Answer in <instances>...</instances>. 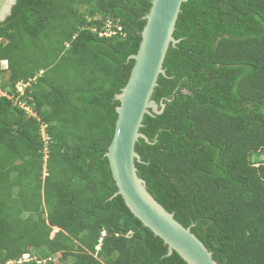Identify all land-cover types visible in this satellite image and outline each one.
I'll use <instances>...</instances> for the list:
<instances>
[{
  "label": "trees",
  "instance_id": "trees-1",
  "mask_svg": "<svg viewBox=\"0 0 264 264\" xmlns=\"http://www.w3.org/2000/svg\"><path fill=\"white\" fill-rule=\"evenodd\" d=\"M151 6L17 0L0 23V264H187L114 195L105 156ZM173 35L138 175L217 264H264V0H187Z\"/></svg>",
  "mask_w": 264,
  "mask_h": 264
},
{
  "label": "water",
  "instance_id": "water-1",
  "mask_svg": "<svg viewBox=\"0 0 264 264\" xmlns=\"http://www.w3.org/2000/svg\"><path fill=\"white\" fill-rule=\"evenodd\" d=\"M185 1L152 0L150 11L144 15L146 24L139 49L128 57L135 60L130 76L121 92L114 96L119 100L117 119L105 156L117 186L114 195H122L130 211L167 245L168 254L176 251L187 264H217L212 252L191 231L192 225L181 224L148 191L135 164L141 161L135 143L139 138L150 142L140 131L144 114H159L165 106L163 101L152 99V93L158 76L166 75L163 62L170 45L175 46L180 40L173 33ZM16 3L17 0H0V23L11 15Z\"/></svg>",
  "mask_w": 264,
  "mask_h": 264
},
{
  "label": "clouds",
  "instance_id": "clouds-1",
  "mask_svg": "<svg viewBox=\"0 0 264 264\" xmlns=\"http://www.w3.org/2000/svg\"><path fill=\"white\" fill-rule=\"evenodd\" d=\"M105 26H106V30L105 31H101L100 32V34H106V35H112V34H115L116 33V31L117 30H114L113 28L111 29L110 27H111V25L110 24H105ZM93 30L95 31V27H93ZM6 65H7V62H6V60H3L2 61V66L5 68L6 67ZM29 83H24V82H18L17 84H16V89H17V92L19 93H23L24 92V89H25V87H26V85H28ZM19 87H21L22 88V90H19ZM19 93V94H20ZM3 94H5L4 92H3ZM8 94V93H7ZM16 102V100H14V103ZM19 102V101H18ZM18 102H16V103H18ZM19 105L21 106V107H23L25 110H26V108H30V106L27 104V103H25V101H20V103H19ZM27 111V110H26ZM44 125H45V128H44ZM46 127H47V124L46 123H44V122H42L41 123V127H40V129H41V132L43 131V129H44V133L46 134ZM42 135H43V132H42ZM46 138H47V135H46V137L44 138L43 137V139L44 140H46ZM44 153L46 154V147H45V150H44ZM54 228H56V227H54ZM57 229V228H56ZM27 255V257L26 258H24L23 260H28V259H30V255L29 254H23L22 255V257H24V256H26ZM19 261H21V259L19 260Z\"/></svg>",
  "mask_w": 264,
  "mask_h": 264
},
{
  "label": "rangeland",
  "instance_id": "rangeland-1",
  "mask_svg": "<svg viewBox=\"0 0 264 264\" xmlns=\"http://www.w3.org/2000/svg\"><path fill=\"white\" fill-rule=\"evenodd\" d=\"M26 110L29 112V113H32V110H31V108H26ZM27 257V255L26 256H24V257H21V260H23L24 258H26Z\"/></svg>",
  "mask_w": 264,
  "mask_h": 264
},
{
  "label": "built area",
  "instance_id": "built-area-1",
  "mask_svg": "<svg viewBox=\"0 0 264 264\" xmlns=\"http://www.w3.org/2000/svg\"><path fill=\"white\" fill-rule=\"evenodd\" d=\"M19 90H22V88L21 87H19ZM44 128H45V125H44ZM43 137L45 138L46 137V134L44 133V129H43Z\"/></svg>",
  "mask_w": 264,
  "mask_h": 264
}]
</instances>
